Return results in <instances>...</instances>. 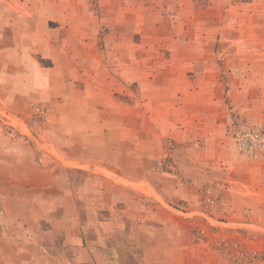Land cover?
<instances>
[{
  "label": "rangeland",
  "instance_id": "374dc122",
  "mask_svg": "<svg viewBox=\"0 0 264 264\" xmlns=\"http://www.w3.org/2000/svg\"><path fill=\"white\" fill-rule=\"evenodd\" d=\"M137 185L181 264H264V0H0V264H74L56 224Z\"/></svg>",
  "mask_w": 264,
  "mask_h": 264
},
{
  "label": "crops",
  "instance_id": "0c3cea01",
  "mask_svg": "<svg viewBox=\"0 0 264 264\" xmlns=\"http://www.w3.org/2000/svg\"><path fill=\"white\" fill-rule=\"evenodd\" d=\"M34 62L25 63L32 67L37 64ZM35 71H38L37 78L44 82V69L36 67ZM26 87L29 89L31 85ZM123 188L118 219L110 213L111 209L103 215L101 211L95 215L85 211L79 221L68 215L61 219L56 224L61 235L60 248L73 255L74 264H181L188 239L170 221L166 198L150 187ZM183 188L180 179L172 183V192L179 200L185 199L181 195ZM137 196L143 204L136 200ZM187 258L196 260L193 256Z\"/></svg>",
  "mask_w": 264,
  "mask_h": 264
},
{
  "label": "trees",
  "instance_id": "16d2710c",
  "mask_svg": "<svg viewBox=\"0 0 264 264\" xmlns=\"http://www.w3.org/2000/svg\"><path fill=\"white\" fill-rule=\"evenodd\" d=\"M253 134H254V136H257V134L251 133V135H253ZM243 258H244V261H245L246 264H253V262H255V260H256V257L254 255L247 254V253L244 254Z\"/></svg>",
  "mask_w": 264,
  "mask_h": 264
}]
</instances>
